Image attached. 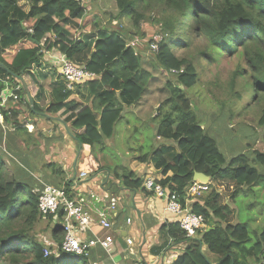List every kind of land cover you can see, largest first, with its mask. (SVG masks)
Returning <instances> with one entry per match:
<instances>
[{
  "label": "trees",
  "instance_id": "trees-1",
  "mask_svg": "<svg viewBox=\"0 0 264 264\" xmlns=\"http://www.w3.org/2000/svg\"><path fill=\"white\" fill-rule=\"evenodd\" d=\"M25 1L29 5L27 13L19 8L17 0H0V64L4 66H0V93L6 80H17L13 75L26 82L24 77L30 78L31 68L38 67L46 53L83 65L95 79L84 84L88 96L92 97L87 104L78 98L84 87L80 84L75 86V91L68 90L58 72L61 81L48 75L36 82L30 78L35 84V88L28 86L31 98L44 90L48 104L41 98L38 103L34 102L31 110L21 91L19 100L11 101L1 111L3 123L12 126L22 144L32 138L25 136L24 124L18 121L20 107L26 108L30 116L43 112L58 118L68 127L74 141L82 146L101 145L104 139H110L124 108L137 104L148 92L147 77L151 74L143 70L141 61L149 54L147 56L156 62L161 74L174 77V83H166L169 93L153 117L156 121L153 131L157 138L174 143L177 153L174 147L164 145L166 149L160 148L150 154L161 176L155 183L166 193L176 194L180 202H186L194 214L203 217L210 229L199 231L200 239L189 240L184 239L178 224L172 225L170 235L186 243L185 254L174 264H264V229L251 243L246 225L228 223L232 211L221 205L223 199L214 189L192 203L186 199L195 173L207 176L209 184L211 181L233 183L236 188L232 199L243 188L264 184V174L257 170L259 167L264 172V153L253 151L250 159L242 154L226 161L215 140L192 113L191 103L185 96L186 90L198 84L195 59H205L213 65L222 57L238 58L241 63L228 81L209 83V86L230 96L236 95L237 89L240 91L238 100H241L244 90L237 87V79L246 81L245 89L253 93L254 104L250 106L256 108V102L263 104L246 139L255 138L254 146L259 139L264 144V0H113L116 18L128 19L137 32L141 31V23L146 18L158 26V32L143 50L131 44L128 34L121 32L110 31L108 37L98 39L92 36L90 33L99 25L91 21L94 15L82 0ZM81 33L96 39L92 48L82 41ZM195 38H199L204 47L190 50ZM176 47L184 48L190 56L178 58L174 52ZM138 72L140 77L135 76ZM219 103L229 109L233 121L236 104ZM241 126L243 128V124ZM2 168L4 163L0 156V261L7 264H88L85 257L61 252L44 257L43 245L36 239L34 229L40 221L51 223L52 217L39 214L38 192L34 187L21 184L15 178L6 180L1 174ZM117 177L130 188H142L146 193L142 187L144 181L135 179L132 173ZM59 184H63L69 194L63 178ZM52 237L59 246L63 240L60 222L52 229ZM202 246L216 258L214 262L202 252Z\"/></svg>",
  "mask_w": 264,
  "mask_h": 264
},
{
  "label": "rangeland",
  "instance_id": "rangeland-1",
  "mask_svg": "<svg viewBox=\"0 0 264 264\" xmlns=\"http://www.w3.org/2000/svg\"><path fill=\"white\" fill-rule=\"evenodd\" d=\"M83 1H81V3L85 6L88 5L91 9L90 14L94 15L90 18L91 21L97 23L95 26L99 25L98 28L90 33L92 36L97 37V39L108 37L111 34L110 31L121 32L123 35L128 34L127 39L129 42L131 41V44H134L138 49L143 50L147 48L150 40L158 32V26L148 18L141 23L140 32L134 30L128 19L116 18L117 10L113 0ZM141 7H146V4H141ZM145 15H148V13ZM31 22H35V20H31ZM81 37L82 41L87 42V45L89 44L88 46L92 48L91 46L94 45L96 39L90 38L87 36V33H81ZM128 41L126 42L128 43ZM193 41L190 50L204 47L203 42L199 38H195ZM174 52L178 58L190 56L184 48L176 47ZM50 54L52 53L45 54L44 60H42V63L38 67H34V71L36 74L39 67L42 66L44 73H47L51 78L53 77L54 80L56 79L59 81L60 78L59 76L57 77L56 68L48 62L50 61ZM147 55H145V60L142 59L141 63L143 70L150 73L151 77H147L149 87L146 86V89H148V92L141 98L139 101L140 103L138 102V104H136L139 105V110H136L135 113L131 111L132 109L126 108L123 111L122 118L116 123L112 138L104 139L101 145L83 146L80 151V159L76 165L77 170H80L81 165H83L86 166L90 175H93L98 171L94 168L104 167L105 169H114L119 176L128 173H132L133 176H139L140 173H144L146 169H151L150 171H152L151 173L153 174L148 175H152L153 177L158 175L157 177H159L160 172L156 170L154 164L150 162L151 160L149 156L152 152H155L160 148L166 149L167 146L175 148V144L155 137L153 127L156 126V121L153 120V117L157 114L158 106L163 103L168 96L169 90L166 87V83H168L167 81L174 83V77L161 74L162 71L157 66L156 62H154V60L152 61ZM215 56L216 55L213 54V57ZM195 63L197 64L196 67L198 69V84L186 90L185 96L191 103L192 113L196 116L202 128L206 130V133L215 140L217 148L225 156L226 161L242 154H245L250 159L252 158L251 152L253 151L264 153V144L260 139L256 142L255 146L253 145L255 138L246 139V134L250 133L249 127L252 128L254 126L263 105L256 102L258 103L254 105L256 108L250 106L251 104H254V102H252L253 93L249 88L245 89L246 81H242L240 77L237 79V81L239 80L236 83L237 87L244 90L243 93H241V96L243 95L241 100H238L240 91L237 89H235L237 94L230 96L224 94L223 91H218L215 87L209 86V83L228 81L232 72L236 70L241 61H239L238 58L228 59L227 57H222L213 65L208 63L205 59L203 61L202 59H195L194 64ZM30 76L33 77V74ZM135 76L140 77L141 74L138 72ZM42 78H44V76H39L36 81H41ZM25 80L26 84H28L27 86H34L35 88V84H33L31 79L25 76ZM86 82L87 81H84L81 84H86ZM82 87H84V89L86 88L85 91L88 90L87 85H83ZM24 97L26 98V96ZM219 101L236 104L237 112L234 114L233 121L230 120L231 114L229 113V109L220 104ZM259 106L261 107L258 109L257 107ZM20 110L22 113L21 116L24 118V116L27 115V111L23 107H20ZM53 122L54 123L46 122V133L40 132L35 128L33 139L34 145H36V148L43 153V156L45 153L49 154L46 149H52V147L62 148L63 142L69 143L70 141L73 145L75 144L71 134L67 132L68 129L65 130L66 126L60 122L65 126L62 127L60 125L64 130L60 128L57 130L55 126L59 125V122ZM242 124L243 128H241ZM55 135L57 138L51 140V137ZM64 136H68L69 139L68 137L64 138ZM164 145L167 146L164 147ZM250 146H252V148H250ZM174 151L177 153L176 148ZM41 153L39 155H41ZM144 155L147 157L145 159V162L147 163L145 164L140 162V157ZM77 157L78 155L76 152L74 160ZM42 159L40 160L41 169L48 173V179L51 180L53 187L60 188L61 185L58 181L63 178V173L60 169L61 166L56 164L52 168L55 173L51 174L52 169H48L46 166L48 162H53L51 152L49 159L44 162ZM257 170L261 174H264L263 169L257 167ZM8 179L9 176H6V180ZM117 180L119 183L122 182L120 177H118ZM112 181L114 182V179L111 181L109 180V183L113 184ZM110 184H108V186ZM112 188L114 191L115 188ZM208 188L209 191L211 189L216 190L217 194L221 195V198L223 199L220 202L221 205L228 207L232 211L231 216L228 217V223L232 225H246L251 238V243H254L257 236L264 229V184L255 186L252 189L243 188V190L238 192L233 199L231 198V194L236 188L233 183L228 182L221 184L219 182L211 181ZM48 229L49 225L46 221H40L37 224L34 232L38 242L42 238H46L48 235L52 237L51 232L49 233ZM202 252L207 253L205 248ZM0 264L7 263L5 261H0Z\"/></svg>",
  "mask_w": 264,
  "mask_h": 264
},
{
  "label": "crops",
  "instance_id": "crops-1",
  "mask_svg": "<svg viewBox=\"0 0 264 264\" xmlns=\"http://www.w3.org/2000/svg\"><path fill=\"white\" fill-rule=\"evenodd\" d=\"M17 4L23 12L27 13L29 5L25 0H17ZM49 58L50 61L48 62L57 68L59 74V57L52 53ZM41 63L42 62H40V64ZM78 66L84 67L83 65ZM34 67L30 70L31 74L34 75L33 77L30 76L33 81L36 82L34 79L39 76H47V73L43 72L42 66L39 67L36 74ZM22 80L24 81L23 78ZM24 83L26 84L25 81ZM83 85L84 84H81L80 87ZM75 90L76 88L73 89V91ZM41 98L44 99L47 105L49 99L44 90L35 93L32 98L33 104L34 102L38 103ZM78 98L87 104H90L92 99L91 96H88L84 88H82L81 96L79 95ZM126 108L132 109L131 111L136 113V110L138 111L140 107L134 104L131 107H125L124 110ZM19 111L20 114L17 115L18 121L20 123L24 122L22 130H24L25 136H30L32 139H34L35 128L40 132L46 133V122L54 123V120H49L35 113L30 116L27 112V115L22 118L20 108ZM58 124L59 125L55 126L57 130H59V128L64 130L62 128L64 125L60 122ZM66 129H68L67 126L65 127V130ZM13 133L14 130L12 126L4 124L1 117L0 156L4 163V168H2L1 171L2 176L5 179L6 176H9L8 180L15 178L21 184L31 185L34 187V190L39 193L43 185L53 186L51 180L48 179V173L41 169L40 163L42 157L43 162L49 159L51 152L53 162H48L46 165L47 168L52 169L56 164L61 166L60 169L63 173V182L68 184L71 199L75 203H79L84 211L91 217L89 230L79 227L76 228L75 236L77 240L87 242L90 241L94 235H97L100 239L106 236V234H110L113 237L109 252L105 251L100 245H96L90 250L86 258L88 264H174L179 257L185 254L186 243L174 239L169 233L171 226L178 224L179 219L165 210L164 201L153 197L151 194L149 195L147 192L145 193L142 188L134 190L128 185H125L123 181L119 183L117 180V172L112 168L105 169L104 167H93L95 170H98L93 175H90L86 166L83 165H81L80 170H77L76 165L80 159L81 153L75 141H73L75 142L74 145L68 140L69 143H62V148L52 147V149H46L49 154L45 153L43 156V153L34 145V140L32 141L31 139L28 143L22 144L19 139L20 136ZM65 137L68 136H64V138ZM55 138H57L56 135L52 136L51 140ZM76 152L78 157L74 160ZM40 153L41 155H39ZM144 156L140 157V162L145 164L147 162L143 159ZM50 165H52V168H49ZM150 170L151 169H146L144 173H140L139 176H134V178L143 181L147 177H151L155 180L161 178L160 175L159 177H157L158 175L155 177L148 175L153 174ZM81 172L87 174L84 179H80L79 177ZM54 173L55 171L52 169L51 174ZM112 179H114L115 183L112 181L113 184H110L109 180L111 181ZM60 181L61 180H59L58 183ZM108 184L110 185L108 186ZM61 187L63 188L64 185L61 184ZM112 187L115 188L114 191ZM111 200L116 202L114 208L110 207ZM100 214H104L106 219L114 225L113 229L107 231V229L103 230L98 226ZM126 220H131L130 224H127ZM57 224L55 220H52L51 223L48 222V232H51V236L52 229ZM207 229L208 227L205 225L204 230L208 231ZM126 238L132 241V245H126ZM197 238L199 237L197 236ZM52 242L56 243L50 235L39 241V243L45 247H48ZM204 248L205 247L202 246V251ZM204 254H206L212 262L215 261L216 258L213 255L208 253Z\"/></svg>",
  "mask_w": 264,
  "mask_h": 264
},
{
  "label": "built area",
  "instance_id": "built-area-1",
  "mask_svg": "<svg viewBox=\"0 0 264 264\" xmlns=\"http://www.w3.org/2000/svg\"><path fill=\"white\" fill-rule=\"evenodd\" d=\"M83 1V0H82ZM155 48V45L153 46ZM59 74L61 75L64 85L68 90H73L76 85L84 81L95 79V75L85 70V67H80L64 56L59 57ZM5 88L0 93V119L1 111L6 109L8 104L13 101L19 100V94L24 91L22 85L16 81L6 80ZM85 172L79 174L80 179L86 177ZM209 182L202 183L200 181H193L187 190L188 202L197 200L202 195L209 191ZM144 190L151 194L153 197L164 201L165 210L177 217L178 227L184 234V239L193 240L197 238L198 232L203 231L205 223L203 217L198 216L192 212L190 207L185 203L179 201L176 194H168L165 190L155 183V179L147 177L143 183ZM116 202L110 201V207L114 208ZM37 209L41 216L52 217L57 223L60 222L63 240L58 246L52 242L48 247L43 246V255L48 257L52 253L58 255L59 252L66 255H74L76 257L87 258L90 250L96 245H100L105 251L109 252L113 237L106 234L103 238L94 235L90 241L82 242L77 240L75 230L77 227L86 230L90 229L91 217L84 211L79 203H75L70 194L64 188H57L50 185H43L38 193ZM131 220H126L130 224ZM98 226L103 230L110 231L114 225L110 223L104 214L99 215ZM126 245H132V241L128 238L125 239ZM53 249V250H52Z\"/></svg>",
  "mask_w": 264,
  "mask_h": 264
},
{
  "label": "water",
  "instance_id": "water-1",
  "mask_svg": "<svg viewBox=\"0 0 264 264\" xmlns=\"http://www.w3.org/2000/svg\"><path fill=\"white\" fill-rule=\"evenodd\" d=\"M0 66H1V67H4L2 64H0ZM13 77H14L15 79H17L18 82L21 83V85H22V87H23V89H24L23 93H24V95L26 96L27 101H28V103H29L30 106H31V109L33 110V105H32L33 102H32V98H31V96H30L29 93H28V88H27L26 84L24 83V81L22 80V78H20V77H18V76H16V75H13ZM35 114H38V115H40V116H42V117H45V118H48L49 120H54V121L61 122L58 118L50 117V116H47V115H45V114H43V113H36V112H35ZM67 132H68V130H67ZM68 133H69V132H68ZM72 138H73V137H72ZM76 142H77V144H78V146H79V152H80V148L82 147V145H81L78 141H76ZM193 181H200V182H202V183H208V182H209V178H208L207 176L203 175V174L195 173L194 176H193ZM208 230H210V229H208Z\"/></svg>",
  "mask_w": 264,
  "mask_h": 264
},
{
  "label": "clouds",
  "instance_id": "clouds-1",
  "mask_svg": "<svg viewBox=\"0 0 264 264\" xmlns=\"http://www.w3.org/2000/svg\"><path fill=\"white\" fill-rule=\"evenodd\" d=\"M25 96V95H24Z\"/></svg>",
  "mask_w": 264,
  "mask_h": 264
}]
</instances>
